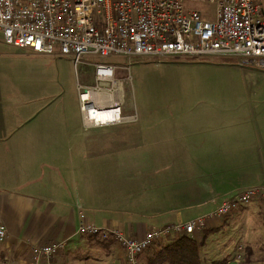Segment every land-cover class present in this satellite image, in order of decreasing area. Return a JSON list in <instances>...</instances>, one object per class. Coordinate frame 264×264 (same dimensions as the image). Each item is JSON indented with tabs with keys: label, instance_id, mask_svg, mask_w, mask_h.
<instances>
[{
	"label": "crops",
	"instance_id": "obj_1",
	"mask_svg": "<svg viewBox=\"0 0 264 264\" xmlns=\"http://www.w3.org/2000/svg\"><path fill=\"white\" fill-rule=\"evenodd\" d=\"M32 94L30 88L13 86L0 70V218L8 229V238L0 243V264H34L26 245L60 241L67 242V248L54 264H70L71 251L90 247L99 248L96 264H124V254L115 245L110 248L92 236L77 234L81 215L100 227L142 238L149 230L208 214L215 208L214 198L248 188L238 174L246 167L224 164L222 157L231 154L210 149L206 139L188 138V134L162 138L154 132L153 154L161 157L155 164L156 197L147 195L148 188L140 186L132 193H123L113 181L111 164L109 168L99 160L97 147L83 145L86 137L79 131L82 123L68 128L60 109L50 113L45 103L49 98L36 99ZM156 108L162 109V105ZM86 152L90 158L84 157ZM243 155L235 153L236 157ZM206 156H217V160L202 158ZM152 202L157 205H150ZM261 216L264 209L253 205L231 217L214 220L209 229L215 233L208 236L201 251L204 264L240 260L244 244L238 240L236 256L231 258L230 239L218 247V234L233 231L241 236L247 222H255L257 228L264 225ZM256 229L251 226V233ZM201 237L194 236L197 240ZM100 251H104L101 262ZM218 252L219 258L213 259Z\"/></svg>",
	"mask_w": 264,
	"mask_h": 264
},
{
	"label": "rangeland",
	"instance_id": "obj_2",
	"mask_svg": "<svg viewBox=\"0 0 264 264\" xmlns=\"http://www.w3.org/2000/svg\"><path fill=\"white\" fill-rule=\"evenodd\" d=\"M197 8L208 14L214 11L209 5L200 4ZM4 46L0 41V70L5 72L6 80L15 87L32 89V98H49L45 103L50 113L53 115L54 110L60 109L61 117L65 116L71 129L74 124L82 123L79 88L99 87L95 64L105 63L116 68L115 80L121 83L124 96L122 117L131 120L107 128L81 126L79 131L86 137L83 145L88 143L86 148L89 149L93 144L99 151V160L109 168L111 164L113 181L123 193L148 188L147 195L156 197L155 164L161 162V157L153 154L154 132H158V136L162 134V138L188 134V138L206 139L210 149L231 154L222 157L224 164L246 167L238 173L242 184L246 187L264 185V71L245 64L242 58L90 57L75 67L71 58L32 55ZM104 86V91H111L112 84ZM158 104L162 109L156 108ZM50 113L46 115L51 116ZM235 153L245 155L236 157ZM84 157L90 158L89 154ZM202 158L210 162L217 160V156ZM154 202L150 205H157ZM261 217L264 223V216ZM254 223L247 222L241 236L233 231L223 236L217 233L218 247L230 239L231 258L236 256L238 240L244 244L240 260L233 264H264V225L257 228ZM251 226L257 228L255 234L251 233ZM98 249L71 251L70 264H96ZM219 252L213 259L219 258ZM101 254L104 251H100V262ZM204 260L206 262V254ZM144 262L142 257L141 263Z\"/></svg>",
	"mask_w": 264,
	"mask_h": 264
},
{
	"label": "built area",
	"instance_id": "obj_3",
	"mask_svg": "<svg viewBox=\"0 0 264 264\" xmlns=\"http://www.w3.org/2000/svg\"><path fill=\"white\" fill-rule=\"evenodd\" d=\"M200 4L212 6L213 14L198 9ZM0 41L41 56L71 58L75 67L90 57L235 56L264 71V0H0ZM115 75V67L97 63L99 87L79 88L82 127L107 128L131 120L122 117V105L113 104L118 94L122 104L124 98ZM115 83L120 92L114 89ZM108 84L111 91H104ZM92 112L119 115L105 123ZM212 203L215 208L210 213L149 230L142 238L100 227L85 215L80 216L77 234L111 240L124 254V264H142L141 256L159 241L202 234L214 220L253 205L264 209V185L214 198ZM7 238L8 229L0 218V243ZM66 248L65 241L26 245L34 264H54Z\"/></svg>",
	"mask_w": 264,
	"mask_h": 264
},
{
	"label": "trees",
	"instance_id": "obj_4",
	"mask_svg": "<svg viewBox=\"0 0 264 264\" xmlns=\"http://www.w3.org/2000/svg\"><path fill=\"white\" fill-rule=\"evenodd\" d=\"M215 233L212 230H205L201 239L190 236L175 237L159 242L154 249L141 256L145 258L143 264H204L201 251L205 247L207 238ZM97 242L111 247L113 241L103 242L94 236ZM214 264H220L215 262Z\"/></svg>",
	"mask_w": 264,
	"mask_h": 264
},
{
	"label": "bare ground",
	"instance_id": "obj_5",
	"mask_svg": "<svg viewBox=\"0 0 264 264\" xmlns=\"http://www.w3.org/2000/svg\"><path fill=\"white\" fill-rule=\"evenodd\" d=\"M113 87L116 90V92H120L121 89H119V86L116 83L113 85ZM94 101L97 102V99H94ZM113 104H114V106L116 105V107L122 105V99H121L119 94L116 96V101ZM91 115L93 117H95L98 121H102V122L106 123V122L116 118L119 114H118V112H114V113H95V112H92Z\"/></svg>",
	"mask_w": 264,
	"mask_h": 264
}]
</instances>
